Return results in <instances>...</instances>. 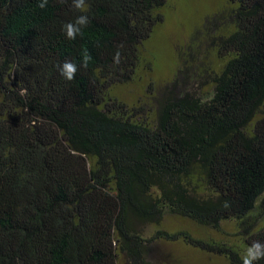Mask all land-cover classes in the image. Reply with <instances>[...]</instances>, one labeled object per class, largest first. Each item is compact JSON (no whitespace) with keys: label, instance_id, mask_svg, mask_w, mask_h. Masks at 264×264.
Listing matches in <instances>:
<instances>
[{"label":"trees","instance_id":"obj_1","mask_svg":"<svg viewBox=\"0 0 264 264\" xmlns=\"http://www.w3.org/2000/svg\"><path fill=\"white\" fill-rule=\"evenodd\" d=\"M164 1L86 0L90 23L67 40L71 0H0V264H118L121 253L147 264L156 242L241 264L252 241L264 245V0H228L227 58L210 90L149 122L110 90L130 79ZM65 60L77 64L71 81ZM166 215L217 233L233 223L236 239L143 236Z\"/></svg>","mask_w":264,"mask_h":264},{"label":"rangeland","instance_id":"obj_2","mask_svg":"<svg viewBox=\"0 0 264 264\" xmlns=\"http://www.w3.org/2000/svg\"><path fill=\"white\" fill-rule=\"evenodd\" d=\"M233 8L228 0H165L158 11L163 20L139 45V61L130 79L115 85L110 96L137 119L153 122L165 102L177 100L186 92L210 90L211 77L222 70L227 58L220 46L232 30ZM220 227L222 232L217 233L166 215L159 226H144L143 236L150 237L157 229L186 230L195 237L234 243L235 225L223 222ZM144 255L147 264H228L222 257L181 242H156ZM117 259L118 264H141L139 258L131 256L130 260L125 253L118 254Z\"/></svg>","mask_w":264,"mask_h":264},{"label":"clouds","instance_id":"obj_3","mask_svg":"<svg viewBox=\"0 0 264 264\" xmlns=\"http://www.w3.org/2000/svg\"><path fill=\"white\" fill-rule=\"evenodd\" d=\"M47 3L48 0H37L36 6L43 9ZM71 6L80 14L76 15L73 20L62 24L61 30L67 40L75 39L81 34L82 29L90 23L89 17L85 14L88 7L86 0H71ZM119 56L118 51L113 55L114 63L119 62ZM91 60L92 57L89 55L87 49H83L80 54L79 66L86 68ZM58 72L65 81H71L77 72V64L71 60H65L59 64ZM262 246L264 245L257 241H252L250 246H246L243 255L240 256L241 264H253V262L264 259V252L261 251Z\"/></svg>","mask_w":264,"mask_h":264}]
</instances>
